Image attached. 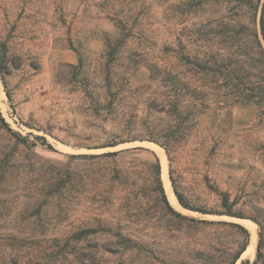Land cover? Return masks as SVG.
Wrapping results in <instances>:
<instances>
[{
    "label": "rangeland",
    "instance_id": "374dc122",
    "mask_svg": "<svg viewBox=\"0 0 264 264\" xmlns=\"http://www.w3.org/2000/svg\"><path fill=\"white\" fill-rule=\"evenodd\" d=\"M124 13L133 36L128 52L156 41L208 59L206 69L177 61L185 101L190 97L186 82H192L196 116L188 142L175 154L174 177L185 199L202 208L218 204L216 191L228 192L233 212L241 217L203 214L178 202L173 207L179 212L216 223L168 222L152 199L141 196L137 205L126 199L125 203L115 201L109 185L100 182L86 187L75 210L66 208L65 198L51 204L41 222L54 229L35 245L56 250L54 236L64 234L73 222L98 224L96 218L102 219L105 230L90 243H100L102 264H227L242 235L219 221L247 227L239 221L243 219L256 223L258 238L255 252L247 249L235 264L248 258L253 262L260 237L254 218L264 225V111L238 102V90L262 76L257 59L264 0H0L5 55L0 58L4 67L0 72L2 117L12 130L37 142L24 151L32 163L33 152L41 156L37 163L53 164L66 161V153L114 150L98 147L141 135L143 125L130 119L146 112L144 102L152 91L146 85L148 69L141 66L134 71L130 86L117 98L116 77L105 80L101 72L106 62L114 64L104 53L105 36L117 31L116 18ZM232 50L244 53L243 59L252 57L239 68L236 80L223 60ZM117 112L125 113L127 121L119 123ZM5 132L0 119V135ZM37 135L45 137L53 149L37 141ZM149 143L153 142L126 141L115 149L144 147L148 151L141 152L152 157L156 152ZM167 161L169 172L168 155ZM9 181L10 187L0 184V260L21 244L8 233L12 229L15 233L23 222L18 212L27 200L23 180L11 177ZM124 196L131 197L127 192ZM109 241L123 242L130 251L113 253L110 250L115 247L106 245ZM86 245V239L70 240L69 254L42 263L79 264L75 254L85 251Z\"/></svg>",
    "mask_w": 264,
    "mask_h": 264
},
{
    "label": "trees",
    "instance_id": "16d2710c",
    "mask_svg": "<svg viewBox=\"0 0 264 264\" xmlns=\"http://www.w3.org/2000/svg\"><path fill=\"white\" fill-rule=\"evenodd\" d=\"M126 14L124 17L116 18L117 31L112 35L105 36V56L114 60V64L109 62L103 64L102 73L105 74V80L110 76L116 77L115 98L124 93L125 87L130 86V75L145 66L149 71V82L146 84L152 91L146 97L145 113H136L133 118V124L141 123L143 125L142 134L129 138V140L112 141L99 146L98 148H107L118 146L126 141H151L162 146L170 161V179L174 193L178 202L185 209L200 212L203 214L227 215L232 217H241L240 214L233 212V201L226 191H216L218 204L211 209L196 206L187 201L184 195L177 187V181L174 177V157L177 150L188 142L195 121V103L192 95V82H186V92L190 97L183 98L180 88V78L178 73V60H184L189 65L205 67L208 59L204 56L192 55L190 51L179 52L175 46L168 44L160 45L153 41L139 47V50L128 52L129 40L132 36L131 29L128 28ZM261 39H259V54L257 61L260 64L262 76L255 82L250 83L249 87L238 90L240 96L238 100L241 103H250L264 111V15L261 22ZM140 38V36H134ZM262 40V41H261ZM3 43L0 40V58L2 55ZM165 54V56L163 55ZM168 54V55H166ZM223 58L225 64L231 66L229 74L232 80L237 79L238 71L244 67V62L252 57L242 58L244 53L228 51ZM247 55V54H246ZM6 64V62H5ZM241 65V66H240ZM4 67L0 66V72H4ZM240 68V69H239ZM249 73V72H248ZM236 75V76H235ZM233 84V83H232ZM235 85V83L233 84ZM232 85V86H233ZM243 101V102H242ZM236 102V101H235ZM234 101L231 102L233 105ZM127 115L117 112L116 118L119 123L126 119ZM0 119L5 125L6 132L0 135V184L4 187H10L9 179L11 177L23 180L22 190L27 191L24 196L27 200L19 210V217L22 223L12 229L8 237L17 239L21 242L18 247L11 248L4 253L0 264H45L43 260L59 261L70 253L68 245L70 240L79 242L86 239V250L75 254V259L79 264H102L99 258L100 243L91 244V238H95L102 230V219L98 224L83 222L71 224L67 231L60 236H54L53 241L57 242L56 250L46 245H35L37 239L45 236L54 227H50L43 222V217L48 214L49 207L53 203H61L65 198V206L75 210L78 200L86 190L88 185H98L104 183L109 185V189L116 194L115 201L122 200V203L129 201L131 204H139L140 197L152 199L156 206H159L163 216L168 222L185 223L194 222L197 224H214V220L200 219L188 216L176 210L170 203L165 185L162 179V163L159 156L154 154L152 157L141 152L148 151L147 148L138 147L123 148L115 151L90 152V153H66V161H58L50 164L48 161L39 160L41 156L33 152L34 162H29L24 151L37 142L30 141L28 137L12 130L0 113ZM131 121L126 125L129 127ZM42 145L52 146L43 136H34ZM84 166V167H83ZM127 192L131 197L124 196ZM123 194V195H122ZM255 222L260 226L259 241L257 246L256 259L252 262L250 259L241 260V264H264V225L257 218ZM219 223L236 228L241 231L242 240L235 254L230 258L227 264H235L244 253L249 240V229L234 221H219ZM106 245H112L115 248L110 250L113 253L123 254L129 248L123 242L109 241ZM124 245V246H122ZM102 245V250H107ZM28 259V260H27ZM32 260V262H31ZM36 260V261H35ZM45 260V261H46ZM223 264V262H218Z\"/></svg>",
    "mask_w": 264,
    "mask_h": 264
},
{
    "label": "bare ground",
    "instance_id": "6f19581e",
    "mask_svg": "<svg viewBox=\"0 0 264 264\" xmlns=\"http://www.w3.org/2000/svg\"><path fill=\"white\" fill-rule=\"evenodd\" d=\"M148 143V142H147ZM148 145V144H147ZM150 148H152L157 155L159 156L161 163H162V179L165 185V191L167 194V197L170 201V203L172 205L178 206V201L176 199V196L173 192V187H172V183L168 177V161H167V154L164 150V148H162L161 146H159L158 144L155 143H149L148 145ZM240 222L244 223L247 225V227L249 228V230L251 231L250 235L252 238V242L251 244L248 246V252H255V244L257 243V227H256V223L250 221V220H243V219H239Z\"/></svg>",
    "mask_w": 264,
    "mask_h": 264
},
{
    "label": "water",
    "instance_id": "95a60500",
    "mask_svg": "<svg viewBox=\"0 0 264 264\" xmlns=\"http://www.w3.org/2000/svg\"><path fill=\"white\" fill-rule=\"evenodd\" d=\"M142 142H151V141H142ZM154 143V142H153ZM157 144V143H156ZM115 147L116 146H114V147H110V148H112V149H114V150H112V151H115V150H118V149H115ZM120 149H123V148H120ZM167 154V153H166ZM169 173V172H168ZM169 179H170V173H169ZM173 192H174V190H173ZM175 194V193H174ZM176 196V195H175ZM176 199H177V197H176ZM238 218H240V217H238ZM239 223V222H238ZM251 242H252V238H251V235H250V240H249V243H248V245H247V247H246V249H245V251L247 250V248H248V246L251 244ZM257 246H258V244H257ZM244 251V252H245Z\"/></svg>",
    "mask_w": 264,
    "mask_h": 264
}]
</instances>
